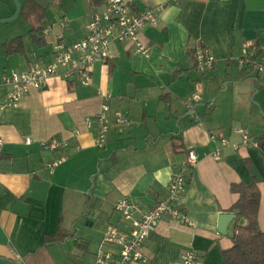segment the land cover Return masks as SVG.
<instances>
[{
	"label": "crops",
	"instance_id": "obj_1",
	"mask_svg": "<svg viewBox=\"0 0 264 264\" xmlns=\"http://www.w3.org/2000/svg\"><path fill=\"white\" fill-rule=\"evenodd\" d=\"M34 1L46 9L45 31L35 39L30 29L18 36L22 53L6 55L7 42L2 45L0 78L36 62H51L57 36L62 34L67 45L83 39L91 17L102 11L88 0H52L48 6ZM168 1H135L139 12L165 5L158 24L140 33L150 49L148 59L134 44L114 43L109 60L91 67L89 86L77 77L64 79L61 68L43 90L33 91L16 107L9 105V89L0 86L5 143L0 264H97L100 247L117 254V246L103 245L108 225L125 226L116 204L127 198L150 210L166 196L190 150L197 152L199 163L181 199L188 223L163 218L141 248L147 262L132 264H184L190 252L196 264H222L237 221L222 236L219 217L235 214L229 212L237 201L231 186L250 185L254 177L259 179V227L264 232V150L242 145L239 132L264 136V76L245 77L238 61L244 41L264 44V0ZM27 3L20 2L22 7ZM199 44L217 61L205 75L196 71L192 57ZM205 88L210 101L202 98ZM197 94L201 101L190 111L188 103ZM104 104L112 124L105 148L99 149L95 117ZM118 114L130 124L117 126ZM53 138L66 142L67 149H47L45 143ZM217 148L220 160L213 157ZM61 155L65 163L51 174L47 164ZM58 233L65 237L54 241Z\"/></svg>",
	"mask_w": 264,
	"mask_h": 264
},
{
	"label": "built area",
	"instance_id": "obj_2",
	"mask_svg": "<svg viewBox=\"0 0 264 264\" xmlns=\"http://www.w3.org/2000/svg\"><path fill=\"white\" fill-rule=\"evenodd\" d=\"M136 0H105L102 11L95 13L88 25L87 35L67 45L63 35H58L52 47V61L48 63L36 62L26 71L15 70L0 78V86L9 89V105L18 106L33 91L43 90L51 77L57 76L61 68L64 79L77 77L81 84H91V67L97 61L106 63L110 58V49L114 43H131L136 47V52L145 58L150 57V49L140 40V33L147 25L156 26L165 5L148 8L139 12L135 7ZM179 0H169V4H177ZM62 27L65 24L62 23ZM239 64L247 72H255L264 76V44L257 41H244L240 47ZM195 69L200 75L212 71L217 61L208 48L199 44L192 53ZM201 101L200 95L193 96L187 108L194 111L197 103ZM109 107L103 105V110L95 117L97 124V137L95 145L99 149L105 148L112 120L108 116ZM87 122H91L88 118ZM115 124L127 126L130 119L118 114ZM241 144L259 147L256 137L247 130H240ZM216 142V137H212ZM225 141H223L224 143ZM28 143V140H27ZM4 140L0 134V159L4 155ZM45 147L52 151H64L67 143L58 138H53L45 143ZM221 148H217L213 157L221 159ZM66 156L61 155L47 164V169L52 174L55 169L64 164ZM198 154L190 150L186 161L173 174L167 194L148 211H143L138 205L127 198L121 199L115 210L125 223L119 227L108 225L103 237V245H113L119 248L117 254L100 247L96 254L97 264H132L147 262L141 248L152 232H155L160 221L169 217L177 222L188 223L187 214L182 208L181 199L186 190L189 176L197 168ZM184 264L198 262L194 252L183 257Z\"/></svg>",
	"mask_w": 264,
	"mask_h": 264
},
{
	"label": "trees",
	"instance_id": "obj_3",
	"mask_svg": "<svg viewBox=\"0 0 264 264\" xmlns=\"http://www.w3.org/2000/svg\"><path fill=\"white\" fill-rule=\"evenodd\" d=\"M88 2L92 8H100L105 4V0H88ZM21 16H24L28 21L29 34L33 39L36 35L39 37L44 33L46 25L45 7L34 0H28L27 5L22 7ZM22 40V37H16L10 43L4 44L5 54L22 53ZM256 139L259 147L264 150V136ZM258 185L259 179L254 177L250 185L233 184L230 188L231 192L237 197V201L229 212L237 215V222L234 231L230 235L232 246L222 251V264H264V232L259 227L261 192ZM241 219L245 220L243 226L238 223ZM62 237L65 236L58 233L54 241L62 239Z\"/></svg>",
	"mask_w": 264,
	"mask_h": 264
},
{
	"label": "rangeland",
	"instance_id": "obj_4",
	"mask_svg": "<svg viewBox=\"0 0 264 264\" xmlns=\"http://www.w3.org/2000/svg\"><path fill=\"white\" fill-rule=\"evenodd\" d=\"M21 1L23 0H19V2ZM38 1L43 3L46 6H48V4L51 2L54 3V1L52 0H38ZM15 12H16V6H15L14 0H0V20L11 18L15 14ZM29 29H30L29 23L24 16L19 17L16 21L11 22V23H0V49H2V45L4 43L6 42L8 43L9 41H11L12 39L18 36L27 35ZM245 73L246 74L248 73L245 77H248L249 75L256 77L257 75L256 73L244 72V74ZM199 77L202 78L200 75ZM204 83L202 82L201 84L203 85V88H204ZM249 84L251 85V83ZM252 86H253V83L251 85V88H252L251 90L253 92V95L256 96V91L253 89ZM206 91L207 90L205 88V94L202 96V98L206 97V100L208 99L207 101H210L209 100L211 99L210 94L206 93ZM262 101L264 102V97L262 98Z\"/></svg>",
	"mask_w": 264,
	"mask_h": 264
},
{
	"label": "water",
	"instance_id": "obj_5",
	"mask_svg": "<svg viewBox=\"0 0 264 264\" xmlns=\"http://www.w3.org/2000/svg\"><path fill=\"white\" fill-rule=\"evenodd\" d=\"M14 2L16 6L15 14L9 19L0 20V23H11L16 21L20 17L22 12V6L19 0H14ZM236 219H237L236 214H230V213L222 214L219 217V234L222 236H228V226L232 221H235ZM244 224H245V220L241 219L239 225L243 226Z\"/></svg>",
	"mask_w": 264,
	"mask_h": 264
}]
</instances>
